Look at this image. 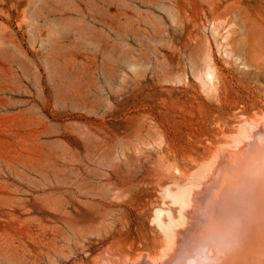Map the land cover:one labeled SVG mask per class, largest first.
Masks as SVG:
<instances>
[{"label": "rangeland", "instance_id": "rangeland-1", "mask_svg": "<svg viewBox=\"0 0 264 264\" xmlns=\"http://www.w3.org/2000/svg\"><path fill=\"white\" fill-rule=\"evenodd\" d=\"M262 118L264 0H0V264L160 258L169 177Z\"/></svg>", "mask_w": 264, "mask_h": 264}, {"label": "bare ground", "instance_id": "bare-ground-1", "mask_svg": "<svg viewBox=\"0 0 264 264\" xmlns=\"http://www.w3.org/2000/svg\"><path fill=\"white\" fill-rule=\"evenodd\" d=\"M262 119L263 123L255 120L248 124L250 130L244 139L240 138L243 132L238 138L230 137V144L223 135L219 140L223 145L209 156L208 163L194 164L193 173L182 174L183 167H176L179 176L169 177L175 192L171 187L163 190L171 206L156 208L153 219L166 235L165 253L157 259L139 254L126 264H264ZM225 237L238 242L224 247ZM92 251L93 259L96 252ZM104 255L98 259L105 264H125ZM93 262L90 258L73 264Z\"/></svg>", "mask_w": 264, "mask_h": 264}, {"label": "clouds", "instance_id": "clouds-1", "mask_svg": "<svg viewBox=\"0 0 264 264\" xmlns=\"http://www.w3.org/2000/svg\"><path fill=\"white\" fill-rule=\"evenodd\" d=\"M234 242H238V239H236V240H230L228 237H225L224 239H223V246L224 247H229V246H231V244L232 243H234Z\"/></svg>", "mask_w": 264, "mask_h": 264}]
</instances>
